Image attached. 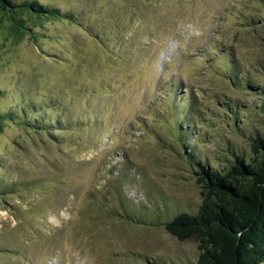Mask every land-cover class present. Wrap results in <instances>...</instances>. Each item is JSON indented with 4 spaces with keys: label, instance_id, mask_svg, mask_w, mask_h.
<instances>
[{
    "label": "rangeland",
    "instance_id": "rangeland-1",
    "mask_svg": "<svg viewBox=\"0 0 264 264\" xmlns=\"http://www.w3.org/2000/svg\"><path fill=\"white\" fill-rule=\"evenodd\" d=\"M12 1L53 13L0 7V264H196L162 226L264 135V0Z\"/></svg>",
    "mask_w": 264,
    "mask_h": 264
},
{
    "label": "trees",
    "instance_id": "trees-1",
    "mask_svg": "<svg viewBox=\"0 0 264 264\" xmlns=\"http://www.w3.org/2000/svg\"><path fill=\"white\" fill-rule=\"evenodd\" d=\"M0 7L13 14L53 13L32 2L0 0ZM262 103L260 110L264 112ZM15 115L0 116V127L4 119H14ZM248 144L249 157L229 152V164L221 170L208 163H193L195 181L202 188V204L195 214L183 212L163 223L162 228L180 242L198 241L196 264L264 263V135L251 134Z\"/></svg>",
    "mask_w": 264,
    "mask_h": 264
}]
</instances>
